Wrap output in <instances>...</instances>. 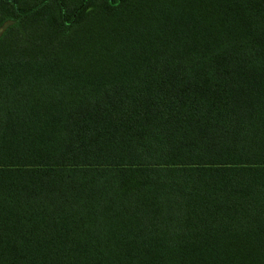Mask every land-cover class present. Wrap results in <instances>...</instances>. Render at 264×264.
<instances>
[{
	"label": "trees",
	"instance_id": "obj_1",
	"mask_svg": "<svg viewBox=\"0 0 264 264\" xmlns=\"http://www.w3.org/2000/svg\"><path fill=\"white\" fill-rule=\"evenodd\" d=\"M0 264H264V0H0Z\"/></svg>",
	"mask_w": 264,
	"mask_h": 264
}]
</instances>
